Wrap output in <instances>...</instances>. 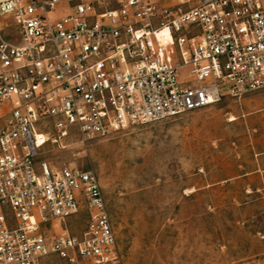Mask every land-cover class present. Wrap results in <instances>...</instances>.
Returning <instances> with one entry per match:
<instances>
[{"label": "built area", "instance_id": "2783aa9c", "mask_svg": "<svg viewBox=\"0 0 264 264\" xmlns=\"http://www.w3.org/2000/svg\"><path fill=\"white\" fill-rule=\"evenodd\" d=\"M262 88L264 0H0V264L121 261L98 174L48 146Z\"/></svg>", "mask_w": 264, "mask_h": 264}, {"label": "rangeland", "instance_id": "374dc122", "mask_svg": "<svg viewBox=\"0 0 264 264\" xmlns=\"http://www.w3.org/2000/svg\"><path fill=\"white\" fill-rule=\"evenodd\" d=\"M64 143L43 157L98 174L119 264H264V88L107 136L74 129ZM87 217L69 220L73 233Z\"/></svg>", "mask_w": 264, "mask_h": 264}]
</instances>
